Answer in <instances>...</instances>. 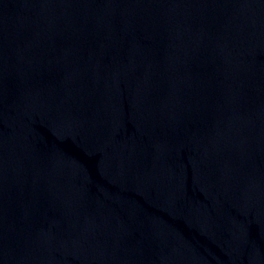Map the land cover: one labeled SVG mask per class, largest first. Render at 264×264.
<instances>
[{"label": "water", "instance_id": "obj_1", "mask_svg": "<svg viewBox=\"0 0 264 264\" xmlns=\"http://www.w3.org/2000/svg\"><path fill=\"white\" fill-rule=\"evenodd\" d=\"M0 264H264V0H0Z\"/></svg>", "mask_w": 264, "mask_h": 264}]
</instances>
